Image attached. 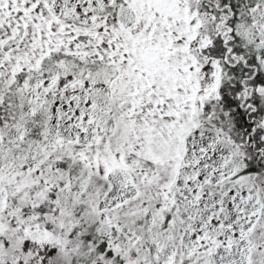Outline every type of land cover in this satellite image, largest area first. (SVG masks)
<instances>
[{
    "label": "snow or ice",
    "instance_id": "snow-or-ice-1",
    "mask_svg": "<svg viewBox=\"0 0 264 264\" xmlns=\"http://www.w3.org/2000/svg\"><path fill=\"white\" fill-rule=\"evenodd\" d=\"M0 264H264V0H0Z\"/></svg>",
    "mask_w": 264,
    "mask_h": 264
}]
</instances>
